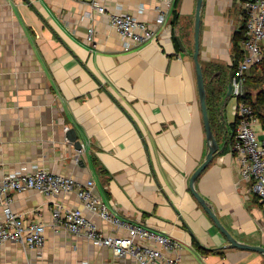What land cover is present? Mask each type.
Here are the masks:
<instances>
[{
  "label": "crops",
  "instance_id": "1",
  "mask_svg": "<svg viewBox=\"0 0 264 264\" xmlns=\"http://www.w3.org/2000/svg\"><path fill=\"white\" fill-rule=\"evenodd\" d=\"M196 1L175 0L158 23L155 0H105L106 12L122 8L153 31L150 42L124 50L91 0H0V178L44 169L91 180L112 215L178 242L170 255L181 264H264L259 252L228 247L189 185L208 151L192 59ZM243 25L240 0H202L198 60L205 86L225 83L224 98L231 39ZM224 107L222 101L212 131L226 152L214 155L193 189L232 238L264 248L260 207L231 151L235 117ZM69 129L80 154L66 139ZM54 202L82 210L105 234L124 235L84 210L74 193L27 190L11 209L46 225L45 245L38 252L5 243L0 264H135L82 237L54 233Z\"/></svg>",
  "mask_w": 264,
  "mask_h": 264
},
{
  "label": "built area",
  "instance_id": "2",
  "mask_svg": "<svg viewBox=\"0 0 264 264\" xmlns=\"http://www.w3.org/2000/svg\"><path fill=\"white\" fill-rule=\"evenodd\" d=\"M155 1L161 4L156 11L157 22L162 23L175 0ZM104 2L91 0L96 12L108 16L111 28L123 42L124 50L153 39V31L145 22L123 12L122 8L106 12ZM240 6L245 33L239 42L242 59L229 81L231 97L236 102L233 109L236 127L231 151L240 180L250 184L251 194L260 207L264 230V129L253 108L239 101L248 72L264 60V0H240ZM87 40H94L92 27L87 30ZM80 153L81 150H77V154ZM27 190L47 197L74 193L84 210L96 215L115 231H124V235L120 236L105 234L82 210L67 209L54 202L50 207L54 233L62 230L71 236L82 237L94 246L110 249L114 257L130 258L135 264H181L178 256L170 255L180 250L178 242L112 215L94 193L91 180L80 183L74 178L55 175L44 169H35L28 174L10 173L0 178V246L15 243L25 250L40 252L45 245L46 225L26 220L11 209L14 196Z\"/></svg>",
  "mask_w": 264,
  "mask_h": 264
},
{
  "label": "water",
  "instance_id": "3",
  "mask_svg": "<svg viewBox=\"0 0 264 264\" xmlns=\"http://www.w3.org/2000/svg\"><path fill=\"white\" fill-rule=\"evenodd\" d=\"M201 5H202V0H197L196 10H195V21H194V52L192 55V59L194 62V67H195L197 90H198V96H199V102H200V108H201V114H202V120H203V126H204L208 151H207V154L202 164L192 174L190 181H189V185H190L192 194L197 199V201L199 202L203 210L208 214V216L211 218L213 223L217 226L219 231L226 237L227 241L229 242V246H228L229 248H238V249H243V250L255 251V252H259L264 255V248L241 244L237 242L234 238H232L230 234L225 230V228L219 223L217 217L212 212L211 208L207 206L205 201L193 189L194 181L197 179L200 173L212 162L214 155L218 151V142L213 134L210 121H209V117H208L204 77H203L201 65L198 60ZM174 39L176 43L178 44V46L180 47V49L183 51L184 47L182 45L181 39L178 36H175ZM230 96H231V85H230V82H228L227 90H226V98H229ZM65 136H66V139L73 144L76 150H81V144L78 141L75 131L73 129L67 130Z\"/></svg>",
  "mask_w": 264,
  "mask_h": 264
},
{
  "label": "trees",
  "instance_id": "4",
  "mask_svg": "<svg viewBox=\"0 0 264 264\" xmlns=\"http://www.w3.org/2000/svg\"><path fill=\"white\" fill-rule=\"evenodd\" d=\"M175 17V16H174ZM175 22L173 21L172 24ZM245 28H240L238 32H235L231 39V73L234 74L239 61L242 59V53L239 49V42L244 38ZM218 68V66H215ZM219 69V68H218ZM230 81V80H229ZM209 85V86H208ZM205 86L206 90V105L208 110V117L210 121L211 128L214 126V116L219 108L217 106L218 101L222 100L225 97V83L221 81V84L217 88H210L211 84ZM251 88L253 90H257L256 101L251 97L248 89ZM239 101H244L246 104H249L255 113V115L259 118L262 127L264 129V60L263 62L252 68L247 76L246 81L243 87V96L239 99ZM235 122V121H234ZM233 126L236 127V122L233 123ZM226 152V149H222L221 151H217V154H222ZM197 246V244H195Z\"/></svg>",
  "mask_w": 264,
  "mask_h": 264
},
{
  "label": "rangeland",
  "instance_id": "5",
  "mask_svg": "<svg viewBox=\"0 0 264 264\" xmlns=\"http://www.w3.org/2000/svg\"><path fill=\"white\" fill-rule=\"evenodd\" d=\"M211 77H213L212 75H211ZM208 80V79H207ZM210 80V79H209ZM219 84L220 83H213V87H211V88H217V87H219ZM248 91L250 92V94H251V97L256 101V97H257V90H253V89H251V88H249L248 89ZM222 101H223V103L225 104V111L224 112H226L227 113V117L229 118V116H230V114L231 113H233V109H234V107H235V104H236V102H235V100L230 96L229 98H224V99H222V100H220V101H218V103H217V106H221L222 105Z\"/></svg>",
  "mask_w": 264,
  "mask_h": 264
},
{
  "label": "flooded vegetation",
  "instance_id": "6",
  "mask_svg": "<svg viewBox=\"0 0 264 264\" xmlns=\"http://www.w3.org/2000/svg\"><path fill=\"white\" fill-rule=\"evenodd\" d=\"M227 90V89H226Z\"/></svg>",
  "mask_w": 264,
  "mask_h": 264
}]
</instances>
